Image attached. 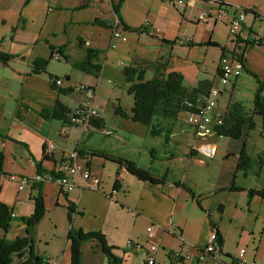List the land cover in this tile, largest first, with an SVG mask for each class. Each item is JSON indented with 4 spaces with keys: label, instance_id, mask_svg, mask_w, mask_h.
I'll list each match as a JSON object with an SVG mask.
<instances>
[{
    "label": "crops",
    "instance_id": "obj_1",
    "mask_svg": "<svg viewBox=\"0 0 264 264\" xmlns=\"http://www.w3.org/2000/svg\"><path fill=\"white\" fill-rule=\"evenodd\" d=\"M37 1L39 0H17L20 9L18 10V17L12 24L8 23L11 10L2 11L3 9H0V26L13 25L12 30L20 26L26 28L27 19L24 18L23 9ZM119 1L75 0L71 7L73 14L68 20L65 16L62 18L63 22L66 20L62 33L55 31V33L48 34L54 37L53 42L46 40L49 46L48 58L51 55V46L54 47V50L66 46L62 49L63 56H69L70 60H81L86 50L99 49V51H103L99 55V63L100 56H103L105 60L104 64L101 65L100 75H102L105 64H107L106 61L109 58L114 60L117 58L113 54L116 49H110V41L114 24L118 19L112 4L113 2L117 4ZM225 1L229 4L227 8L230 15H233L239 8H251L247 12V22L243 25L236 44L229 35L227 22L210 20L213 22L209 23L210 21L199 22L197 20L199 11L209 6L206 0H190L186 6H178L174 0H124L120 7L124 23L132 28H140L144 20H147L151 29L148 34H145L140 31L125 30L119 26V29L123 30L128 37L127 41L121 42L131 41L130 50L124 56L127 61L122 60L120 62L121 65L124 64L122 73L126 65L144 70L146 80L152 79L156 74L166 75L172 71L179 72L184 76V84L189 87L195 86L203 78L210 79L214 81L213 86L222 90L219 105L222 112H226L228 104L234 101L241 103L251 113L254 109L255 91L251 94H244L240 90L239 80L241 76L228 85L222 86L219 83L218 67L219 59L224 53L223 47L227 52L232 53L234 51L235 53H242L246 49L244 53L245 66L259 78L264 77V53L263 66L257 70L248 57V54L254 50L264 48V44L257 45L253 41L254 46L248 45V42L255 35L264 37V13L261 10L263 0ZM81 3H85L86 7L78 8ZM103 5L109 8L111 12L107 18L105 16L101 18L100 15L90 17L85 13H80L96 6L97 13L101 14ZM48 7L50 10L51 5L49 4ZM176 15L181 16V20L176 21ZM96 19H100L107 25L95 22ZM182 24H187L185 28L189 30L184 37L180 35ZM219 24L228 31L224 41L214 38ZM75 27L80 29H75ZM58 33H61L62 36L59 37ZM187 36L192 38V42L185 41ZM36 42H40L39 37ZM207 42H216L218 45H206ZM201 48H205L202 56L197 54ZM208 48L218 51L211 61L210 71L206 68L207 60L205 58ZM14 59L7 65L11 67L10 63ZM14 69L16 73L13 75V79L4 80L3 84L5 85L0 92L3 100L7 99V104L5 101L2 102L5 107L4 110L0 109V114L4 119L8 117L14 119L12 126L6 127L5 124L0 123L2 169L5 173L9 175L20 174L23 177L34 176L37 173V167L31 154L37 161L42 160L47 170H52L58 166L63 155L74 149L84 150L85 156L89 155L90 149H97L127 157V155L112 152L106 146H98L97 143H94L95 128L92 126L84 130L78 125H72L59 119H46L41 115L43 108L53 107L57 100L67 105L71 110L76 109L84 104L86 96L83 92L75 89L69 90L66 87L68 85L53 89L49 83L50 77L47 80V87L41 88L35 82H29L33 78L30 73L31 66L29 70L22 67ZM47 69H49V64ZM49 73L55 75L53 72ZM92 75L94 74H86L88 78L82 79L81 83L95 85L97 94L96 82L100 78ZM123 76L126 80L124 73ZM125 80L124 82H126ZM26 83L28 84L26 85ZM123 86L126 87L124 83ZM65 90L71 92L68 93ZM72 94H79V101L73 106L69 105L67 100ZM96 94L94 104L98 108L99 116L108 125L105 116L100 112L103 103L97 100ZM257 118L261 120L259 115L254 116L255 121ZM171 119L173 120V118H160L164 125L159 126L161 129H169L167 132L169 139H164V145L168 149L162 152L152 145L149 147L154 152V158L152 159L150 156L149 166H152L157 172L167 175L168 179L163 185L141 181L128 174L124 168L119 171L118 164L96 156L90 157L88 165L90 171L100 179L99 190L97 191L81 187L82 184L79 179H77L78 185L68 193L62 191L55 182H43L41 188L45 198L46 214L49 211H56L60 207L65 208L68 202L75 203L81 214L73 215L72 225L64 223L63 230L57 239L51 241L41 239L39 224L37 244H35L37 252L52 260L58 259V264H70L71 243L67 240V235L73 226L83 229L84 232L95 231L104 234L112 248L111 252L121 259L120 264H147L148 251L154 255L155 262L153 264H156L158 256L164 258V263L168 259V264H192L183 258L175 257L174 254L176 252L185 253L179 249L183 248V243L189 247L186 252L196 253L198 248L206 246L209 233L216 227L224 239L222 251L226 252L222 254L228 259L214 255L209 259L208 264H232L238 253L231 255L226 250L227 240L221 228L224 220L228 225L234 223L238 228H241L242 240L246 243L245 259L247 264H264V198L258 194H249L250 189H264V147L254 143L249 148V144H251L249 136L233 139V137L218 136L214 131L206 135H197L187 124L179 120L173 122ZM13 127L19 130L18 135L12 131ZM32 129L38 132V138H25L24 136L30 134L28 131ZM146 130L149 132L148 127ZM189 135L194 138L190 144L189 152L183 151L181 154L180 151L178 154L183 155L180 158H177L176 151L169 153L170 150L173 151L172 146L179 145L184 141V138H189ZM261 135H264V132L261 131ZM158 136L165 138L164 134ZM16 140L26 143V151L21 150L20 144ZM2 143H4L3 146ZM44 144L48 147V160L43 159ZM50 145H53L54 148H50ZM210 147L215 149L212 155L204 152ZM244 147L248 154L254 158L253 167L248 172L237 171L240 154ZM127 159L130 158L127 157ZM176 159L179 160L174 163ZM259 161L261 166L258 165ZM107 164L113 165L115 172L114 178L111 179L110 177L109 182H105L102 178ZM116 178L122 182L117 190L114 189ZM179 180L183 185L176 183ZM233 182L241 189L230 190L229 187ZM14 183L17 184L15 181L3 179V183L0 185V201L12 206L15 216L31 214L34 211L32 194L36 191L32 189L31 185L30 189L20 190L18 184L16 187L18 191L9 192L2 189L6 186L10 187ZM185 185L191 189L200 203L191 197V194L184 188ZM26 203L32 207H27ZM24 204L26 208L23 207ZM65 210L67 213L66 208ZM149 225H154L158 231L159 236L156 239L150 240L148 238L147 227ZM171 225L177 227L174 232L169 228ZM12 229L15 231L12 232ZM24 229L25 225L16 221L8 231L0 228V239L3 237L13 239L17 235H22ZM9 233L12 235L9 236ZM130 240L146 244V250H137L133 246H129ZM151 241L157 246L154 252L148 248ZM101 246L102 244L94 239L85 241L80 247L81 264H110L109 258Z\"/></svg>",
    "mask_w": 264,
    "mask_h": 264
},
{
    "label": "trees",
    "instance_id": "obj_2",
    "mask_svg": "<svg viewBox=\"0 0 264 264\" xmlns=\"http://www.w3.org/2000/svg\"><path fill=\"white\" fill-rule=\"evenodd\" d=\"M123 3L124 0H120L119 3L115 4L113 2L112 4V8L118 18V26H122L125 30L142 32V27L132 28L124 23V18L120 11V7ZM226 5L229 6V4ZM83 7H86L85 3H81L78 6V8ZM242 9L249 12L251 8ZM95 22L107 25L105 22L100 21V19H96ZM250 44L254 46L252 41L248 42V45ZM206 45L216 46L218 44L216 42H207ZM257 45H263V43L259 41ZM65 47L66 46H63L58 48V50H54V47L51 46L50 57H37L32 63L30 73L38 75L47 73L48 64L50 63L51 58L54 57L55 52L63 56L62 49ZM222 50L224 53L227 52L225 47H223ZM245 51L246 49H244L242 53H235L234 51L233 54L246 63L244 56ZM102 52L103 51H99V49H88L81 60H70L67 55L64 57L67 61H69L72 68L80 70L85 74H94L99 77L101 73V64L99 63L98 58ZM14 58L15 55L13 54L0 52V59L5 65H7ZM244 69L257 81V89L255 91V98L253 99L254 109L251 113H249V111H247L241 103L234 101L230 102L226 112L223 114V124L215 128V133L218 136L233 137V139L249 136V132L256 128V121L254 119V116L256 115L261 117L262 131H264V77L259 78L258 75L250 71L247 66H245ZM123 73L126 77L125 81L128 84V93L133 96L134 104L130 113L125 111L121 105L118 104L115 110L116 115L128 118V120L135 123H142L149 128L152 135L164 134L166 140L169 139V135L167 133L169 129H161L159 127L160 125L157 122H154V120L157 118H173L174 120L177 118V114L181 110H191L192 107L189 104L195 105L202 95L206 96L212 88L214 82L213 80L203 78L199 80L195 86L189 87L183 82L184 76L181 73L174 71L166 75L156 74L152 79L146 80L144 70L129 65L124 66ZM49 77L50 86L53 89H56L58 86L56 85L55 80L59 78V76H55L50 73ZM63 77L68 79L71 78L68 75H64ZM65 92L70 93L71 91L65 90ZM73 111L74 110H71V108L67 107V105L57 100L53 107L43 108L41 110V115L46 119H59L72 124L71 115L73 114ZM90 125L97 130L103 131L105 129L106 122L99 116L92 118ZM47 151L48 147L44 144V160H48L49 158V153ZM83 151L80 152L82 153L81 155L85 154ZM88 153L89 161L90 157H101L105 160L111 161L112 163L118 164L119 171L124 168L128 174L135 176L141 181H149L156 185H163L168 179L166 173L161 174L152 166H142V164H139L134 160L127 159V157L124 156L115 155L111 152L97 149H90ZM150 154L153 159V150H150ZM1 156L3 160V155L1 154ZM31 157L36 162L37 173H45L48 171L43 165L42 160L37 161L32 154ZM253 164L254 158L248 154L246 148L244 147L240 154L237 171L242 170L248 172L253 167ZM258 165L261 166L260 161L258 162ZM2 168L3 161L0 163V182L2 175L9 176V174L5 173ZM42 183L43 182H33L30 184L36 193L32 194L34 211L29 215L20 217L15 215L13 216L12 214L14 213V208L0 201V228L4 229V231H8L16 221L25 225L22 235H17L13 239H9L7 237L0 239V264H49L50 260H52L51 258L38 253L35 246V244H37V229L44 217V214H46L45 198L41 188ZM176 183L183 185L180 180ZM121 184V180L116 178L114 189L117 190ZM184 188L191 194L192 198L196 199L200 203L189 187H186L185 185ZM229 188L232 191L241 189L240 187L234 185V182ZM249 194H258L264 198V189H250ZM65 208L67 209L68 222L72 225L73 215L77 213L81 214V212L77 209V205L73 202H68ZM89 239L97 240L102 244L101 247L104 253L108 256L110 264H120L121 259L116 257L111 252L112 248L109 246L104 234L95 231L84 232L83 229L75 228L73 226H71L67 235V240L71 243L70 264H81L80 247ZM218 240L220 246L223 247L224 239L221 237L220 233L218 234Z\"/></svg>",
    "mask_w": 264,
    "mask_h": 264
},
{
    "label": "rangeland",
    "instance_id": "obj_3",
    "mask_svg": "<svg viewBox=\"0 0 264 264\" xmlns=\"http://www.w3.org/2000/svg\"><path fill=\"white\" fill-rule=\"evenodd\" d=\"M73 2H75V0H39L36 3H31L29 6H26L25 9H23L24 18L27 19L26 28L20 26L12 30L13 25L0 26V52H8L9 54L14 53L17 55V57L15 55L16 58L10 63L11 67L2 63L3 61L0 59V92L3 86L5 85L3 84V81L7 80V78L13 79V75H15L16 73L14 72V68L22 67L23 69L29 70L30 66H32V63L37 57L48 58L49 46L46 43V40L48 39L50 42H53L54 40V37L52 35L49 36L48 34L51 32L55 33V31H60L62 33L64 23L66 22V20L63 22L62 18H64L65 16V18L68 20L73 14V11L71 10ZM49 4L51 5L50 10L48 7ZM0 6L2 7H0V9H3L2 11H8V9L11 10L10 15L8 17V23L12 24V22H14L18 17L17 14L18 10L20 9V5L17 4V0H0ZM65 6H67L68 8ZM261 10L264 13V0L262 2ZM97 11L98 9L95 6L91 7L88 11H83L80 13H85L87 16L90 17L100 15L101 18H104V16L107 18L111 13L110 9L106 8L105 5L102 6L101 14H98ZM74 15L76 14L74 13ZM175 20H181V16L176 15ZM212 22L213 21H210L209 23ZM186 25L182 24L180 28V35H182L183 37L186 33L189 32V30L185 28ZM75 29L80 28L75 27ZM61 33H58L59 37L62 36ZM227 35V29L224 26H221V24L217 25L214 38L221 39V41H224L226 40ZM38 37L40 38V42H36V39ZM59 37H57V39H59ZM130 42V40L128 42H121V40L118 41V49H116L115 51L113 50V54L117 58L115 60L109 58L106 61L107 64H105L102 75H100L99 77L96 76L98 77V79L100 78L99 81L97 80L96 82L98 87L96 97L97 100L103 103L100 112L102 113V115L105 116V119L108 122V125H106L105 128H112L114 130V133L113 135H106L103 131L97 130L95 128L93 134V141L94 143H97L98 146H106L109 150H112V152L116 154L127 155V157L131 160H134L139 164L148 167L150 165L151 156L149 147L152 145L156 147L158 151L164 152V150L168 149L164 145L165 138L158 135H152L150 134V131L148 132V130H146L147 127L142 123H135L131 120H128L127 118L123 119L122 116L116 115L115 113L116 106L118 104L121 105V107L128 113H130L134 104L133 96L128 93V84L124 82L125 79L122 73V67L124 64L121 65L120 63L122 60L127 61L124 56L127 55L128 50H130ZM215 50L209 48L208 50H206V52L208 51L207 56L205 57L207 60L206 68H208V71H210V67L212 66L211 61L214 58L215 53L218 52ZM203 52H205V48L199 49L197 54L202 56ZM263 53L264 48L260 50L256 49L248 54L250 62H252L256 66V70L263 66ZM104 62V57L100 56L101 65L104 64ZM49 72H53L55 73V76L61 77L65 75L64 73H68L71 75L70 80L77 83H81L82 79L86 80L88 78L86 74L82 71L72 68L69 62L64 58V56H62L61 59H56L53 57L49 63V69H47V73H42L40 75L32 74L33 78H31L29 82H35L39 87L46 88L47 80L50 74ZM123 83L126 85V87L123 86ZM27 84L28 83H26V85ZM239 87L244 94H251L257 89V81L253 76L250 75V73L243 71L239 80ZM6 100L7 99L3 100L0 94V109L4 110L5 106L2 105V102L5 101L6 103ZM67 100L68 104L73 106L79 101V94H72V96L68 97ZM18 118L20 119V117ZM177 120L178 119L176 118L172 121L177 122ZM13 122V118L8 117L4 119L3 116L0 114L1 124H5V126L7 127L12 126ZM154 122H158L159 125H164V123L158 118L155 119ZM261 122L262 121L260 120V118H257L256 128L250 131L249 137L251 144H249V148H251L254 143L257 146L264 147V135H261V131L263 129ZM12 131H14V133L17 135L19 133V130L15 129V127L12 128ZM28 132L30 134H26L24 136L25 138L32 139L33 137L38 138L39 136L38 132L33 129L29 130ZM263 132L264 131H262V133ZM193 141V136L189 135V138H184V141L181 142L179 145L172 146L173 151L170 150L169 153H174V151H176L178 155L177 158L183 157V155L181 154L183 153V151L189 152L190 144ZM16 142H19L18 144H20V148L22 151H26V143L18 140H16ZM180 151L181 154H178ZM213 152L214 151L212 150V153ZM178 160L179 159H176L174 163L178 162ZM114 176L115 172L113 165L107 164L106 169L103 171V180L105 182H109V178L111 177L112 179L114 178ZM1 183H3V180H1L0 185ZM16 187L17 184L14 183L10 187L6 186L2 189L4 191L9 192H12L14 190L18 191ZM24 188L25 190H27V188L30 189V185H26ZM26 206L29 208L32 207L28 203H26ZM26 206L25 204L23 205L24 208H26ZM66 215L67 213L64 207H60L59 209L57 208L56 211L53 212L49 211L40 222L39 232L41 239L47 241L55 240V238L57 239L59 233H61V231L63 230V224H69ZM221 228L227 240L226 250L230 252L231 255H236V253L239 252V249L246 247V243H244L242 240L241 228H238L234 223H230L228 225L227 222H225L224 220L221 224ZM14 231L15 230L12 229V232ZM11 235L12 233H9V236ZM149 243L150 244L148 248L152 247L153 241ZM183 244V248L179 249L186 253L189 247L185 243ZM224 252L226 251L218 253L219 256L223 257L224 259H228L227 256H224L222 254ZM163 259L164 258L162 256H158L156 264H163ZM166 263H169L168 259L165 260L164 264Z\"/></svg>",
    "mask_w": 264,
    "mask_h": 264
},
{
    "label": "built area",
    "instance_id": "obj_4",
    "mask_svg": "<svg viewBox=\"0 0 264 264\" xmlns=\"http://www.w3.org/2000/svg\"><path fill=\"white\" fill-rule=\"evenodd\" d=\"M190 0H174L175 4L178 6L188 5ZM192 1V0H191ZM209 4L208 7L201 9L197 14V20L199 22H207L210 20L227 22L229 35L231 36L234 44L237 43V37L242 30L243 25L247 22L248 13L242 8L237 9L233 15L229 14L228 4L225 0H206ZM118 21L115 22L113 28V34H111L110 49H117L118 41H127L128 37L123 30L119 29ZM151 29V26L147 20H144L142 25V33L148 34V31ZM185 41L192 42V38L187 36ZM251 41L258 43L261 41L264 44V37L259 35L253 36ZM89 43L87 42V45ZM54 58H62V55L55 52ZM245 68V62L239 59L232 52H225L222 54L219 59V78L220 84L226 86L231 83L234 79L239 78ZM71 78L59 77L55 80L57 86H66L69 90L75 89L77 91L83 92L86 96L84 104L78 106L74 109L73 114L71 115L72 125H78L82 129L87 130L91 127V119L94 117H99L98 108L94 104V97L96 94L95 85H87L83 83H77L70 80ZM220 98H222V90L217 86H212L209 93L204 96L202 95L195 105L189 104L192 109H183L177 114V119L184 124L190 126V128L197 134L206 135L211 131L215 132L217 126L223 124V114L220 110ZM105 134H112V129H104ZM4 143H2V146ZM50 148H54L53 145H50ZM2 151L0 149V163L2 162ZM87 156L81 155L78 149H74L65 153L63 158L58 166L54 169H50L45 173H36L32 177H23L20 175L12 174L9 176L2 175L1 180H9L18 182V187L20 190H23L26 185H30L33 182H55L57 183L61 190L65 193L73 190L77 184V179L81 181V187L99 190L100 179L98 176L93 174L88 165ZM14 216V214H12ZM170 230L174 232L177 228L176 225H171ZM148 238L150 240L156 239L159 234L155 229L154 225H149L147 227ZM218 230L216 227L213 228L211 233L208 235L207 244L203 248H198L196 253L188 251L181 254V252H176L174 254L177 258H183L187 262L192 264H208L209 259L214 255H219L218 253L222 252V247L219 244L218 240ZM129 246H133L135 249L146 250V244H140L130 240L128 242ZM157 246L155 244L150 247V251H156ZM245 247L239 249V252L235 258L234 263L232 264H247L245 259ZM147 264H153L155 262L154 255L148 251L147 255ZM58 259L50 260L49 264H58Z\"/></svg>",
    "mask_w": 264,
    "mask_h": 264
},
{
    "label": "water",
    "instance_id": "obj_5",
    "mask_svg": "<svg viewBox=\"0 0 264 264\" xmlns=\"http://www.w3.org/2000/svg\"><path fill=\"white\" fill-rule=\"evenodd\" d=\"M212 150L214 151L215 149L213 147H210V148L206 149L204 152H206V154H208V155H212L214 153V152L212 153Z\"/></svg>",
    "mask_w": 264,
    "mask_h": 264
},
{
    "label": "bare ground",
    "instance_id": "obj_6",
    "mask_svg": "<svg viewBox=\"0 0 264 264\" xmlns=\"http://www.w3.org/2000/svg\"><path fill=\"white\" fill-rule=\"evenodd\" d=\"M81 152V151H80ZM82 154V153H81Z\"/></svg>",
    "mask_w": 264,
    "mask_h": 264
}]
</instances>
